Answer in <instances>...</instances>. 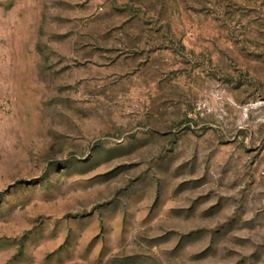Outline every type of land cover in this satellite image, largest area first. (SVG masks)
<instances>
[{"label":"rangeland","instance_id":"obj_1","mask_svg":"<svg viewBox=\"0 0 264 264\" xmlns=\"http://www.w3.org/2000/svg\"><path fill=\"white\" fill-rule=\"evenodd\" d=\"M0 264H264V0H0Z\"/></svg>","mask_w":264,"mask_h":264}]
</instances>
